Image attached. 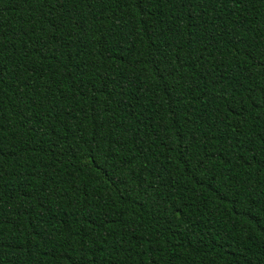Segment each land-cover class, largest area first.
Returning a JSON list of instances; mask_svg holds the SVG:
<instances>
[{"label": "trees", "instance_id": "obj_1", "mask_svg": "<svg viewBox=\"0 0 264 264\" xmlns=\"http://www.w3.org/2000/svg\"><path fill=\"white\" fill-rule=\"evenodd\" d=\"M0 264H264V0H0Z\"/></svg>", "mask_w": 264, "mask_h": 264}, {"label": "snow or ice", "instance_id": "obj_2", "mask_svg": "<svg viewBox=\"0 0 264 264\" xmlns=\"http://www.w3.org/2000/svg\"><path fill=\"white\" fill-rule=\"evenodd\" d=\"M133 2L138 4L140 0H133Z\"/></svg>", "mask_w": 264, "mask_h": 264}]
</instances>
